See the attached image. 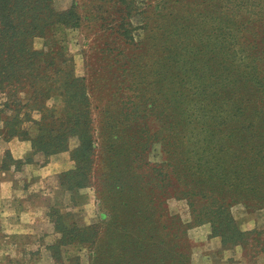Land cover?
I'll return each instance as SVG.
<instances>
[{"label":"trees","instance_id":"16d2710c","mask_svg":"<svg viewBox=\"0 0 264 264\" xmlns=\"http://www.w3.org/2000/svg\"><path fill=\"white\" fill-rule=\"evenodd\" d=\"M60 24L80 26L74 6L60 11L54 0H0V92L7 96L0 135L31 140L33 147L25 159L7 153L0 173L22 169L37 152L71 151L75 166L60 174V190L73 197L95 185L105 212L102 223L81 225L63 210V200L52 206L60 233L50 246L56 263L192 264L189 231L204 223L224 248L264 251L262 231L243 229L233 212L239 203L264 209V27L226 13L215 42L200 31L204 47L173 40L172 85L159 92L168 100L146 107L164 114H157L160 128L153 132L147 118L131 115L134 106L130 117L103 119L99 130L87 79L57 66L66 48L56 38ZM132 26L130 20L121 33L126 41ZM38 37L50 48L37 49ZM56 97L61 105H47ZM73 138L78 144L71 148ZM156 144L165 153L160 162L150 157ZM172 198L188 201L191 222L168 211ZM69 246L87 249V260L81 254L63 259Z\"/></svg>","mask_w":264,"mask_h":264},{"label":"rangeland","instance_id":"374dc122","mask_svg":"<svg viewBox=\"0 0 264 264\" xmlns=\"http://www.w3.org/2000/svg\"><path fill=\"white\" fill-rule=\"evenodd\" d=\"M130 2L131 6L122 0H54L55 8L60 11L74 6L80 22V26H57L56 38L66 47L57 57V66L67 67L75 77L87 79L94 107L93 116L95 123H99L100 131L103 119H126L130 117L127 109L133 106L137 111L132 116L147 118L153 132L160 128L157 114H164L152 113L146 107L161 97L159 92L165 91L166 94L172 85V65L168 56L173 48L175 50L173 40L179 44L182 40H190L191 44L204 47L205 41L197 38V31H200L202 38L215 42L219 18L226 13L239 17L241 21L251 19L252 24L264 27V0H207L191 4L188 0ZM130 20L133 29L126 41L121 33ZM192 32L196 34L194 37H191ZM211 33L213 37H205ZM50 44H46L42 37L36 38L34 43L39 50L49 49ZM183 70L181 68L180 72L183 73ZM6 100L7 96L0 92V104ZM161 100L168 99L161 97ZM53 104L61 105V97L47 100V105ZM55 114L60 116L61 112L56 111ZM117 132L121 130L118 128ZM25 144L30 146V151L22 159L33 150L31 140L20 137L8 139L0 135V162L9 152L13 156V147H20L15 151H21L26 148ZM77 144L78 139L73 138L71 148ZM33 156V162L47 166L48 174L38 191L28 192L24 204L27 208L31 205H41L43 208L36 223H26L21 231H9L15 228L8 227L2 214L5 213L4 207L12 204L13 196L9 197V201H0V264H57L50 246L58 240L60 233L51 221L49 212L52 206L59 208L60 200H63V210L73 213L81 225L102 223L106 218L95 185L82 188L73 197L70 192L64 194L60 190V174L75 166L71 151L50 156L37 152ZM164 156L161 145L156 144L151 159L160 162ZM26 164L18 170H23ZM19 179L25 180L26 186L33 185V178L25 177L24 172L16 180ZM22 207L25 209L24 205ZM168 211L179 215L185 223L193 220L192 209L186 199H169ZM233 212L243 229L262 231L259 235L264 241V209L249 211L239 203L234 205ZM211 234L208 223L190 229L192 264H264V251L253 250V246L246 249L242 246L224 248L220 238ZM79 254L87 260V249L74 246L64 248L62 256L66 260Z\"/></svg>","mask_w":264,"mask_h":264},{"label":"crops","instance_id":"0c3cea01","mask_svg":"<svg viewBox=\"0 0 264 264\" xmlns=\"http://www.w3.org/2000/svg\"><path fill=\"white\" fill-rule=\"evenodd\" d=\"M25 147L26 148H23L21 151H15V148L19 149L20 147H13V156L16 159L24 158L25 154L30 151L29 145L25 144ZM46 168L47 166L42 167L35 162H31L27 163L23 170H16L13 168L0 173V201H9V197L13 196L12 204L4 207L5 213L2 212L4 221L8 225V227L15 228L12 230L8 229L9 231H21L23 228L22 226L27 225L26 223H32L33 225L34 223H36V221H38L39 213L43 207L41 205H31L30 208H27L24 204V197L28 195L29 191H38L39 188L43 186V178L48 174L46 172ZM23 172L25 177L30 176L33 178V180H31L33 182V185H31V187L26 186L25 180H16L19 175H22ZM22 205L25 206V209L24 207H22ZM28 225L32 226L31 224ZM27 231L29 233L30 230L28 229Z\"/></svg>","mask_w":264,"mask_h":264}]
</instances>
